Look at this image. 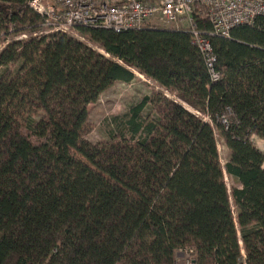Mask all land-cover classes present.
I'll list each match as a JSON object with an SVG mask.
<instances>
[{"label":"trees","instance_id":"obj_1","mask_svg":"<svg viewBox=\"0 0 264 264\" xmlns=\"http://www.w3.org/2000/svg\"><path fill=\"white\" fill-rule=\"evenodd\" d=\"M30 1L0 0V264H264V18L211 37L212 82L187 31L77 28L110 57L67 32L8 41L43 24ZM136 72L170 96L91 143L88 106Z\"/></svg>","mask_w":264,"mask_h":264},{"label":"built area","instance_id":"obj_2","mask_svg":"<svg viewBox=\"0 0 264 264\" xmlns=\"http://www.w3.org/2000/svg\"><path fill=\"white\" fill-rule=\"evenodd\" d=\"M43 19L47 33L68 32L75 28L110 29L115 32L160 28L187 31L198 48L212 82L222 75L211 37L230 38L232 30L264 18V0H31ZM198 16H206L210 30L199 28ZM231 108L220 117L229 125ZM192 263V250H180ZM240 264H247L245 252ZM178 264V263H177Z\"/></svg>","mask_w":264,"mask_h":264},{"label":"rangeland","instance_id":"obj_3","mask_svg":"<svg viewBox=\"0 0 264 264\" xmlns=\"http://www.w3.org/2000/svg\"><path fill=\"white\" fill-rule=\"evenodd\" d=\"M48 29L49 28L47 26L41 24L39 29L36 31L28 30L26 31V35L22 37H20L18 34L11 35L8 36L7 40L13 41L14 39L19 38L24 39L32 36L49 35L51 33H47ZM67 33L80 40H83L100 53L110 57V55L106 54L101 48H99V46L91 43L87 40V38L78 34L77 28L69 30ZM156 93H164L165 95L170 96L158 83L146 78L138 72H136V78L129 83L122 81L116 82L111 88L103 92L96 102L91 103L88 106L89 126L86 128L84 137L93 144L118 140L123 138V134H125L127 137H130L128 131L126 130L125 124L132 114V108L139 104L144 97H152ZM42 115V113H39L35 115V118L38 119ZM141 115L144 119H153L156 117L155 107L152 102L147 103ZM216 137L221 163L223 166H225L231 159V151L228 148L223 135L218 129H216ZM251 140L255 146L264 152V140L254 135L251 137ZM225 180L229 190H231L232 187L239 185L237 180L234 177L228 175L226 172ZM178 253L177 263L185 264L187 255L185 256L180 251Z\"/></svg>","mask_w":264,"mask_h":264},{"label":"crops","instance_id":"obj_4","mask_svg":"<svg viewBox=\"0 0 264 264\" xmlns=\"http://www.w3.org/2000/svg\"><path fill=\"white\" fill-rule=\"evenodd\" d=\"M254 136H257V135H254ZM258 137V136H257ZM178 254H180V253H178Z\"/></svg>","mask_w":264,"mask_h":264}]
</instances>
